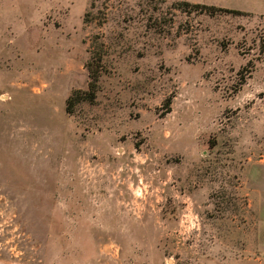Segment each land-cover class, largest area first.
Instances as JSON below:
<instances>
[{"label": "rangeland", "instance_id": "1", "mask_svg": "<svg viewBox=\"0 0 264 264\" xmlns=\"http://www.w3.org/2000/svg\"><path fill=\"white\" fill-rule=\"evenodd\" d=\"M0 264H264V0H0Z\"/></svg>", "mask_w": 264, "mask_h": 264}, {"label": "trees", "instance_id": "2", "mask_svg": "<svg viewBox=\"0 0 264 264\" xmlns=\"http://www.w3.org/2000/svg\"><path fill=\"white\" fill-rule=\"evenodd\" d=\"M188 2V1H185ZM199 5V3H197ZM202 7L205 8V10H209L211 13H214L216 6L215 5H207L203 4L201 5ZM222 10H232L227 7H220ZM237 11H242L240 9H235ZM103 56L102 53H99L97 56H93L90 61L87 63V67L89 70V76L90 80L88 83V88L87 89H77L68 99V104H67V111L72 112L74 105L78 103L81 100H88L89 102H95L97 98V92L99 90V80H100V75L101 71L103 69V62H102ZM254 67V66H253ZM253 67H251L247 74H250V72L253 70ZM243 74L242 78L245 80L246 75Z\"/></svg>", "mask_w": 264, "mask_h": 264}]
</instances>
